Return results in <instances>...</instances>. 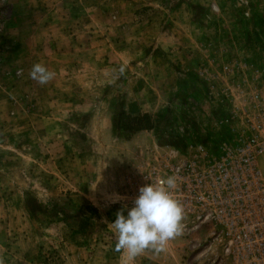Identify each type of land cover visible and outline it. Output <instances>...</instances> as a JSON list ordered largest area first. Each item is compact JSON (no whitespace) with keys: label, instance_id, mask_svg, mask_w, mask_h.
Wrapping results in <instances>:
<instances>
[{"label":"rangeland","instance_id":"obj_1","mask_svg":"<svg viewBox=\"0 0 264 264\" xmlns=\"http://www.w3.org/2000/svg\"><path fill=\"white\" fill-rule=\"evenodd\" d=\"M121 1L106 9V14H96L97 34L101 26L106 30L97 35L99 41L103 40L99 47L104 48L96 56L99 64H75L78 67L72 95L97 94V109L102 111L106 105L107 115L104 111L96 114L93 132L88 126L92 117L72 115L59 121L74 120L75 131L65 132L62 137L75 144L66 152L91 164L93 159L98 160L90 171L95 172L96 178L105 179L107 174L113 182L125 174L120 191L123 199L109 201L102 214L95 213L96 231L92 230L93 242L87 246L106 249L112 257L119 252L114 250L116 236L110 222L123 205H132L153 157H188L193 155V145L205 143L190 130V120L199 130L204 116L201 114L222 112L223 101L229 102L231 98L247 107L251 102L250 105L259 103L264 108V0ZM3 10V14H8L11 9L3 6ZM0 24V43L4 45L8 32L1 19ZM5 50L0 47V174H40L42 165L45 170L48 166L39 163L41 157H46V151L35 141L39 131L32 128L26 132L21 127L31 123L38 125V130L43 128L39 124L41 118L30 113L43 112L46 98L53 93L48 83L41 85L24 72L26 65L30 66L28 51L14 54ZM63 65L52 64L57 70ZM57 88L62 90L60 85ZM58 91L55 95L64 101L65 91ZM105 95L109 101L100 100ZM126 96L130 106L139 104V109L148 110L136 114L147 113L153 119L155 143L147 135L129 144L137 131L117 127V114H130L122 108ZM35 98H41V102L35 104ZM56 105L62 109L60 102L56 101ZM191 114H197V118ZM49 135L56 138L58 133ZM12 144H26V148H10ZM72 201L66 194L53 199L52 206H67ZM25 203L33 212L42 209L35 197H25ZM208 231L204 225L192 230L183 227L178 236L166 242L164 250L170 252L172 264H218L217 259L213 260L219 253L216 247L203 251ZM60 233L56 242L42 250L40 264H63L62 242L68 232L63 229Z\"/></svg>","mask_w":264,"mask_h":264},{"label":"crops","instance_id":"obj_2","mask_svg":"<svg viewBox=\"0 0 264 264\" xmlns=\"http://www.w3.org/2000/svg\"><path fill=\"white\" fill-rule=\"evenodd\" d=\"M120 2L122 1L0 0V15H2L0 19L8 32L7 40L9 39L4 41V45L0 43V47L3 49L5 47V51L14 54L28 51L30 66L26 65L24 71L27 74L36 63L44 65L54 73L53 78L48 82L49 90L53 94L50 98H46V109L43 112L35 110L30 113L34 117L41 118L39 124L43 128L38 130V125L31 123L21 127L22 131H30L32 128L35 129L34 132L39 131L35 141H38V146L44 152L46 151V157H41L39 163L46 164L48 169L45 170V165H42L43 171L40 174L27 172L22 174L2 172L1 174L5 176L0 174V264H40L38 260L42 250L56 242L63 229H67L68 232L62 242L63 264H172L170 252L167 254L164 249L161 252H155L151 248L145 249L128 262L123 252L112 257L106 249L87 247L93 242L92 230L93 233L96 231L95 213L102 214L104 209H107L109 201L123 199L124 195L120 194V191L126 178L125 174L117 176L113 182L112 179L107 178V174L105 179L96 178L95 172L90 171L94 170L98 160L93 159L91 164L81 160L76 154L66 152L75 144L65 141L62 137L65 132L69 134L75 131L74 120L59 123L62 118L72 115L92 117L91 122L88 120L89 130L96 131L95 117L101 111L100 108L97 109V94L72 95L76 84L74 74L78 67L75 64H99L96 56L104 48L99 47L98 43L103 45V40L99 41L97 35L106 33V30L101 26L97 34L96 14H106L104 13L106 9ZM3 6L11 9L8 14H3ZM52 64L64 65L62 69L57 70ZM59 85L62 86L60 91L57 88ZM55 91L60 93L65 91L66 99L60 100L55 95L57 93ZM106 97L105 95L100 100L109 101ZM231 99L229 102L223 101L221 106L223 111L218 114L214 111L207 115L202 113L201 115L204 116L201 118L203 121L199 130L197 124L190 120V130L205 139V143L214 142L228 132L230 128L227 126L238 124L231 112L244 105L236 101V98ZM125 100L122 108L130 114L148 112L139 109V104L130 106L127 96ZM56 101L61 103L62 109L59 108L60 105H56ZM39 102L41 98H35L34 103ZM154 108L153 111H157L156 105ZM106 110L107 106L104 105L102 111L105 115H107ZM191 115L197 118V114ZM155 129L154 126L149 130L135 132L129 144L133 143L135 138H144L147 135L152 136V143H155L153 139ZM50 133H58V136L54 138L49 135ZM45 134L47 135L44 136ZM18 147L26 148V144L10 145V148ZM49 165H54V168H50ZM124 169L122 167V171ZM66 194L73 198L70 205L52 206L53 199H61ZM25 197H35L42 204V209L38 212L31 211L25 203ZM125 198L129 200L127 196ZM82 203L85 206H81ZM87 204L89 205L86 206ZM126 207H130V204H125L120 209ZM84 209L88 210L84 211Z\"/></svg>","mask_w":264,"mask_h":264},{"label":"built area","instance_id":"obj_3","mask_svg":"<svg viewBox=\"0 0 264 264\" xmlns=\"http://www.w3.org/2000/svg\"><path fill=\"white\" fill-rule=\"evenodd\" d=\"M250 104L217 141L188 157L156 155L143 175L142 185L175 177L183 227L209 229L203 251L216 247L218 264H264V108Z\"/></svg>","mask_w":264,"mask_h":264},{"label":"clouds","instance_id":"obj_4","mask_svg":"<svg viewBox=\"0 0 264 264\" xmlns=\"http://www.w3.org/2000/svg\"><path fill=\"white\" fill-rule=\"evenodd\" d=\"M29 75L39 84H47L54 76L44 65L36 63ZM176 179L168 176L159 184L150 182L138 187L130 207L117 210L110 227L116 236L114 250L132 261L143 250L161 252L166 242L178 236L183 228L184 210L174 198Z\"/></svg>","mask_w":264,"mask_h":264},{"label":"trees","instance_id":"obj_5","mask_svg":"<svg viewBox=\"0 0 264 264\" xmlns=\"http://www.w3.org/2000/svg\"><path fill=\"white\" fill-rule=\"evenodd\" d=\"M116 125L123 130H149L154 127V121L147 113L128 114L121 111L117 114Z\"/></svg>","mask_w":264,"mask_h":264}]
</instances>
